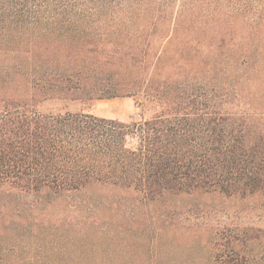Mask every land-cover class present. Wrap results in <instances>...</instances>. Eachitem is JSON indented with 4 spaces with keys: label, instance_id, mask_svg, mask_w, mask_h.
Returning <instances> with one entry per match:
<instances>
[{
    "label": "trees",
    "instance_id": "16d2710c",
    "mask_svg": "<svg viewBox=\"0 0 264 264\" xmlns=\"http://www.w3.org/2000/svg\"><path fill=\"white\" fill-rule=\"evenodd\" d=\"M263 23L264 0H0V29L25 31L44 65L23 73L26 97L0 102V186L264 196ZM116 98L140 116L41 110Z\"/></svg>",
    "mask_w": 264,
    "mask_h": 264
},
{
    "label": "rangeland",
    "instance_id": "374dc122",
    "mask_svg": "<svg viewBox=\"0 0 264 264\" xmlns=\"http://www.w3.org/2000/svg\"><path fill=\"white\" fill-rule=\"evenodd\" d=\"M253 34L263 42L264 23ZM33 47L25 31L0 29V102L26 97L23 73L36 76L44 66L37 56L27 60L32 49L40 51ZM202 59L211 63L212 54L198 57V70ZM260 97L264 105L261 91ZM41 106L118 120L140 116L132 98ZM0 264H264V196L192 191L152 200L105 188L60 196L0 186Z\"/></svg>",
    "mask_w": 264,
    "mask_h": 264
}]
</instances>
